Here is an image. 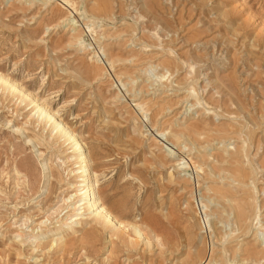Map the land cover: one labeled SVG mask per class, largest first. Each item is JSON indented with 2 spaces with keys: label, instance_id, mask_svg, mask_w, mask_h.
<instances>
[{
  "label": "rangeland",
  "instance_id": "374dc122",
  "mask_svg": "<svg viewBox=\"0 0 264 264\" xmlns=\"http://www.w3.org/2000/svg\"><path fill=\"white\" fill-rule=\"evenodd\" d=\"M0 75L91 172L0 86V264H264V0H0Z\"/></svg>",
  "mask_w": 264,
  "mask_h": 264
},
{
  "label": "bare ground",
  "instance_id": "6f19581e",
  "mask_svg": "<svg viewBox=\"0 0 264 264\" xmlns=\"http://www.w3.org/2000/svg\"><path fill=\"white\" fill-rule=\"evenodd\" d=\"M70 7L73 8V2L71 1H68L66 2ZM149 10V8H148ZM85 15V13H84ZM138 15V14H137ZM136 16V15H135ZM143 17V16H142ZM137 18V17H136ZM138 19H140V17H138ZM142 19V18H141ZM190 66V65H189ZM163 77V76H162ZM200 77V75H199ZM199 80V79H197ZM209 84V82H208ZM207 84V86H208ZM0 86L4 89V91L6 90H9L11 92V94L15 95V93L19 94L21 97L20 98H24V99H31V104L34 103L35 105V109H37V113L39 115V117H41L43 119V121L45 122V125L46 124H49L50 125V128H51V133H54L56 134V136H58L59 138H62L64 139V143L66 142H69V145H70V149H71V153L72 155L70 156L71 157V162L73 165H79V170H81L80 174L81 178L84 179V181H87L89 178H90V175H91V172H90V169L88 168V164H87V156H86V152L84 151V145L82 144V141L78 139V137L76 136V134L68 127L64 124V122L62 120L59 119L58 115L53 113L50 109H48V107L43 104V103H40L39 100H37L34 96H32L31 94L27 93L26 91H24V89L22 88L21 85L11 81L8 77L4 76V75H0ZM206 86V85H205ZM206 86V87H207ZM0 87V88H1ZM23 99V100H24ZM22 100V101H23ZM21 101V102H22ZM199 103V102H198ZM38 117V118H39ZM193 127V126H192ZM189 128V127H188ZM191 128V127H190ZM195 128V127H194ZM193 129V128H191ZM19 131L22 130L21 128L18 129ZM186 131V130H185ZM197 131V130H196ZM187 132V131H186ZM189 133V132H188ZM191 134V132H190ZM182 135V134H181ZM195 136V135H194ZM196 137V136H195ZM25 140V144H29L31 143L32 147H36L37 144L33 142L32 139L28 138V137H25L24 138ZM42 156V154L40 153L39 157ZM27 165V164H26ZM16 168V167H15ZM24 168H25V164H24ZM28 168V167H27ZM197 170H199L200 168L199 167H196ZM29 169V168H28ZM77 169V170H78ZM193 169L195 170V168L193 167ZM17 170V169H16ZM200 171V170H199ZM72 171H70L71 173ZM17 175H18V171H17ZM59 181V180H58ZM92 186H87V188L84 190V193L81 195H78V196H81L83 197L81 200L77 201L76 203H72L70 204V206L74 207V211H77L79 209H75V204H77L78 202H82V201H85L86 198H89L90 196H92L93 194V191L91 189ZM81 190H76L75 191V194H73V198H76L78 197L76 195V193H79ZM94 195V194H93ZM72 198L71 197H67V198H63V203L64 202H68L70 201V199ZM91 200V199H90ZM70 203V202H69ZM98 204V202H97ZM69 206V207H70ZM82 206V205H81ZM88 208H92L95 206V202H92L90 203L89 205H87ZM98 206V205H97ZM87 208V207H86ZM96 208V206H95ZM99 209V208H98ZM92 210H94V208H92ZM97 210V208H96ZM96 212V211H95ZM99 213V214H98ZM97 214H94L93 213V217L95 219L98 218V220H101V222L106 221L108 223H115L117 226H120L119 223H117V221L115 220L114 217H112V215L110 214V212H108V210H106L105 207L101 206L100 207V212H98ZM82 213H79L77 212L76 214H73L71 216H66V218L63 220V222L60 224V228L61 227H65V226H68L70 224H75V222H77L79 219V216H81ZM95 215V216H94ZM84 218V217H83ZM54 229V228H53ZM56 243H57V240H56ZM52 244H55V241L53 240V243ZM189 248V247H188ZM187 248V249H188ZM189 250V249H188ZM190 251V250H189ZM211 252V251H210ZM196 256V258L199 260V264L201 263L202 260H200L201 256H200V253L197 252V253H194ZM202 255V254H201ZM248 255L251 257V258H254L256 255H255V251L254 250H249L248 251ZM190 256V254H189ZM189 258V257H188ZM187 258V259H188ZM192 263V262H191ZM206 263V262H205ZM198 264V263H197Z\"/></svg>",
  "mask_w": 264,
  "mask_h": 264
}]
</instances>
